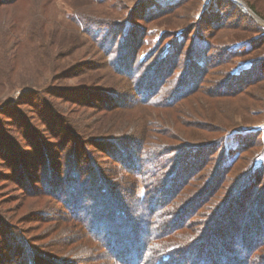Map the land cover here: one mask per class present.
Listing matches in <instances>:
<instances>
[{"label":"trees","instance_id":"trees-1","mask_svg":"<svg viewBox=\"0 0 264 264\" xmlns=\"http://www.w3.org/2000/svg\"><path fill=\"white\" fill-rule=\"evenodd\" d=\"M243 1L264 19V11L257 9V1L264 0ZM14 2L0 0V8ZM146 2L131 9L144 25L162 7H169L159 4L157 9ZM220 10L228 11L231 19L224 23L217 18ZM246 13L236 3L211 0L204 17L187 29L192 49L187 46L189 39L175 38L176 33L168 31L142 60L139 55L148 27L137 28L126 21L128 8L113 33L88 21L86 15L76 19L79 36L70 35L67 42L73 45L78 38L82 46L84 36L86 46L105 52L107 75H117V84L132 96L94 86L91 90L98 72L92 64H78L75 69L56 64L44 88L48 91L31 90L38 101L48 102L51 113L57 111L55 102L68 104V110L58 111V120L54 113L46 119L27 101L18 105L25 109L12 115H8L11 107L0 103V264L10 261L4 257V248L15 258L12 264H94L90 258L97 242L114 264H137L138 260L167 264L175 254L180 259L191 254L192 264H256L264 247V136L250 126L264 119V33ZM226 25L232 27L234 43L222 48V56L234 54L231 57H241L243 63L221 87H210L212 63L206 50L212 43L206 41L210 33L225 30ZM200 26L205 37L195 32ZM119 43L131 44L130 54L119 52ZM5 55L17 66L15 54ZM70 79L76 81L72 87L58 86L57 82ZM73 86L80 91L72 93ZM206 91L211 93L204 99ZM25 95L20 93L18 100ZM28 106L33 112L25 114ZM87 110L101 115L102 126L94 134L75 117ZM22 115H31L34 121ZM52 120L58 124L49 127L46 121ZM36 125L49 127L46 137L52 141L62 137L61 143L49 151L43 146L44 138L33 134ZM197 160L201 162L195 164ZM16 192L18 196H11ZM49 196L64 208L62 217L79 223L85 236L75 233V241L73 236L67 243L91 247L82 252L87 256L42 253L30 244L39 239L24 237L17 224L27 226L24 233L34 234L37 226L30 224L42 222L46 229L58 220L30 215L28 210L18 216L24 205H17L22 199L37 201ZM189 205L199 216L193 227L180 225V215L189 211ZM109 227L116 230L115 237L109 235ZM246 238L250 240L244 242ZM121 239L127 240L129 251L114 254ZM147 251L150 255L146 256Z\"/></svg>","mask_w":264,"mask_h":264},{"label":"rangeland","instance_id":"rangeland-1","mask_svg":"<svg viewBox=\"0 0 264 264\" xmlns=\"http://www.w3.org/2000/svg\"><path fill=\"white\" fill-rule=\"evenodd\" d=\"M15 1L16 2L12 4H8L7 6L4 5L0 8V103L7 107H11L8 110V115H12L15 111L22 109V107L25 109L27 106L18 107V105L23 101H27L29 103H33V105H35V108L40 110L46 119L50 114L54 113V115H56V120H58L60 117L59 112L67 109L68 104L65 101L55 102L53 105L56 107L57 111L51 113L47 106L48 102H45L44 104L42 101H38V98L34 95L35 92L31 90L35 88H37L38 90H44V88L46 87V83H48L50 78L53 76L52 69L56 64L65 69H75V65L78 64L80 66L85 64H92L94 65L92 70H98V72L95 80L97 84L93 83L92 88H90L91 90H93L94 86L95 89L109 90L114 94H129L132 96L129 91H122V88L116 82L118 79L116 77L117 75H113L112 77L107 75L105 70L106 64L104 63V61L107 62L106 57L104 56L105 52L100 53L98 48L90 47L91 44L89 45V47L86 46V43L88 41L84 36L81 37L82 46L80 44V41H78V38H76L77 40L73 45L67 42V37H69L70 35H74L75 37L79 36V29L76 26V19H78L81 14L86 15L87 20L91 21L92 23H100V26L104 25L108 27V29L111 30V33H113V31L116 30V27H114V25H121L122 21H120V19L125 14H127L128 8L130 14L127 17L126 21H129L137 28H143V26L148 27L147 37L144 40V49L139 55V59L142 60L145 59L144 56H146V53L155 50L157 43L161 41L164 33L168 31H170V34L176 33L175 38L180 37L181 40L185 39V41L186 39H189L187 46L191 45L192 49V36L188 35L187 29L192 28L195 23H198V19L204 17V13L209 7L211 0H152L147 2L143 0ZM225 1H230L233 3H236L235 1H240L243 6L236 3L237 6H239V8H241L243 12L246 11V14L264 33V19L251 11V9L248 7V5L245 4L243 0ZM143 2H146V5L148 6H150V4L152 3L154 6H157V9L161 7L159 6V4L169 7H162L163 9H160L162 11L158 12L157 17L153 20H146L147 23L144 25L142 20H137L140 18L139 14H132L133 12L131 13V9L136 5V3L142 4ZM177 2H180V4L177 6H171ZM257 9L258 11H261L263 13V1H257ZM105 12H107V14L110 12L111 16L105 15ZM216 17L220 19L223 18V21L225 20V23L228 20L227 18L230 17L229 19H231L232 16H229L228 11L226 12L220 10L219 12H217ZM242 20L244 21V18H242ZM247 21H249V19ZM83 24L85 27L86 23ZM231 28L232 27L226 25L225 30L212 35L210 33V35L208 36L210 40L207 39L208 41H206L208 43L209 41H211L212 43L211 49L206 50V52L210 56V63H212V68L209 72L210 87H221L223 81H225L229 73L236 72L240 68V65H242L243 63L241 62V57H231L232 55L234 56V54L228 57L222 56V48L225 45L234 43V36H232ZM195 32H197L198 35L202 34L204 37L206 36V34H204L203 32L202 26L197 27L195 29ZM130 45L120 44L118 46V51L121 53L126 52L127 54H130ZM238 47L239 46H236L234 48L236 49ZM5 52H7V55L15 54L17 56V66H13L10 63V60L8 59V56L5 55ZM16 56L14 58H16ZM156 57L157 56H155V58ZM55 59H59V61H56ZM9 76H12V78H10ZM74 82L76 81L70 79L68 82H65V80H63V82L57 83H60L58 85L59 87L65 85L66 88H70L69 86L72 87ZM213 82H215L214 85ZM208 89L211 90L212 88ZM46 91L48 90H44L42 94H45ZM79 91L80 89L75 88L72 90V93H78ZM22 92L26 95L21 96V99L19 101L18 98H20L19 96ZM210 93L206 91L203 95V98L207 99V96L210 95ZM31 95H33L34 98H32ZM138 96L139 94H137V91H135V97ZM74 97L76 96H73V98ZM225 101L226 100L223 99V102L227 104V102ZM73 107L78 109L76 105H74ZM31 112L33 111L30 110V107L28 110L24 111L25 114ZM80 112L81 113H79L75 117H79V120L83 124L89 125L87 127L91 133L94 134L95 131L100 130L99 127L102 126V122L101 120H99V118L101 115H96L94 114V112H91L89 110L85 111L84 113L83 111ZM225 112H227V110ZM22 116H26L30 123L34 121L33 118H29L31 117V115ZM46 122L48 123L49 127L58 124L53 120L52 122ZM104 122L105 120L103 121V123ZM22 123L23 122H21V126H23ZM204 123L205 122H202L201 124ZM49 127L36 125L35 131L32 130V132L37 137H43V146L51 151L54 145H58L59 143H61L62 137L58 138L56 141H52V138H47L46 133L48 132ZM250 128L254 130H260L264 136V119L251 125ZM13 137L15 138V135ZM76 141L79 143L80 139H77ZM70 145L71 143L69 144V146ZM200 162V160H197L195 164H199ZM142 192L143 190L141 189V187H139L137 193L141 195ZM18 194L19 193L16 192L14 194H11V196H18ZM24 201L25 200L22 199L21 202L17 205V207L24 205V209L22 211H19L18 216L22 215L25 210H28L32 212L30 215L36 216L38 214L39 216L37 217H41V215H47L52 219L56 218L58 220L57 224H54L52 226V223H49L48 225L50 226L46 229V225L42 224V222H39L38 225L35 223L30 224L31 227L37 226V230H34V234L24 233V231H27V226L23 224H17L20 227L19 229L23 231V235L25 238L28 239L30 238V235H34V239H39L30 242L31 246L36 245L34 247H36L39 251H42V253L50 254L51 252H57L65 255L67 258H72V256H75L76 258L80 259L81 255L87 256V254L82 252L88 251L91 247H88L86 245H81L78 247L77 244L69 245L67 243V240L69 238H72L75 233H78L81 236H85V234L82 231L81 227L78 226L79 223L71 222V219L62 217V211L64 208L61 205L57 204V200L49 196L44 197V199L42 200L35 201L34 199H29L25 202ZM189 206V211L180 215V217L183 218L180 225H183L184 223L185 226L193 227L195 224L199 223V216L197 215V211L194 212L192 206ZM238 206V204L235 205L233 210L238 209ZM191 209L192 214H190ZM98 210L94 212L97 217L101 214L98 212ZM71 216L72 215L70 214L69 218H72ZM33 218L37 220L36 217ZM80 218L85 220L83 213H81ZM1 221L2 220H0V222ZM11 222L13 223L15 221ZM77 226L78 228H76ZM12 228L14 229V227ZM17 229L18 228H16V230ZM115 231L116 230L113 227L108 228V233L112 237H115ZM66 233L69 235H67ZM127 233L129 234V232ZM75 238L76 236H74V241ZM249 240L250 239L247 240L246 238L244 239V242H248ZM108 241L109 240H107L106 242ZM124 241L127 240L121 239L116 242V248L113 250L114 254L116 253L118 255V253L120 254L123 251L128 253L129 243ZM62 242H66L67 245L63 247ZM86 243H89L90 246L96 245V243H91L90 241ZM97 246L98 247H96L95 251L92 253L95 255L90 258L91 262L94 264H114L113 260L109 257L108 251H106V249L101 245L100 242H97ZM76 250H80V253L75 252ZM5 251L6 248L3 249L5 259L10 260L9 262H15V258L10 255L9 252L6 253ZM61 251H64V253H62ZM138 254L139 253H136L137 258L139 257ZM145 255H150L149 251H147ZM124 257H126L125 259H128L126 255H124ZM178 257L180 256H177L176 254L174 255V257H169L167 260V264H192L193 262L191 254H189L185 259H180ZM9 262L6 263L12 264ZM141 263L145 264V260H143L142 262H140V260L137 261V264ZM263 263L264 247L261 248V250L259 251V257L256 258V264Z\"/></svg>","mask_w":264,"mask_h":264},{"label":"water","instance_id":"water-1","mask_svg":"<svg viewBox=\"0 0 264 264\" xmlns=\"http://www.w3.org/2000/svg\"><path fill=\"white\" fill-rule=\"evenodd\" d=\"M239 5H242V3L239 1ZM243 6V5H242Z\"/></svg>","mask_w":264,"mask_h":264},{"label":"bare ground","instance_id":"bare-ground-1","mask_svg":"<svg viewBox=\"0 0 264 264\" xmlns=\"http://www.w3.org/2000/svg\"><path fill=\"white\" fill-rule=\"evenodd\" d=\"M237 4H239V2L238 1H235Z\"/></svg>","mask_w":264,"mask_h":264}]
</instances>
